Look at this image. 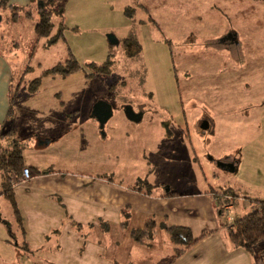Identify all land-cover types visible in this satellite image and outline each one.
Wrapping results in <instances>:
<instances>
[{
  "label": "rangeland",
  "instance_id": "1",
  "mask_svg": "<svg viewBox=\"0 0 264 264\" xmlns=\"http://www.w3.org/2000/svg\"><path fill=\"white\" fill-rule=\"evenodd\" d=\"M187 1L199 5L209 2ZM224 1L231 7L230 22L241 29L242 39L237 45L233 39L222 43L217 38L212 40L211 36L226 27L227 20L214 13L210 18L205 16L210 10L204 6L201 16H191L185 0H61L63 14L52 15L51 35L63 28V37L49 46L46 39L38 40L33 31L38 0H8L7 6L0 8V56L12 70L10 119L19 111L18 101L31 95V82L25 79L39 78L33 96L35 104L46 110L54 105L60 110L36 115L52 116L59 111L66 114L71 129L63 146L66 145V151L78 148L79 155L85 157V161L78 160L76 164L73 158L66 160L65 172L92 175L113 169L117 172L115 179L124 182L140 173L154 186V194L167 189L186 196L211 192L221 198L220 207L224 196L230 197L231 203L264 200V103L249 109L239 107L237 113L227 117L213 115L215 130L202 133V119L211 120L208 107L184 105L180 99L185 71H201L203 76L215 67L221 68L217 71H229L221 74L228 78H236L240 69L247 81L254 82L257 77L260 86L252 92L264 97V5L251 2L248 8L245 0ZM11 4L34 11L32 18L19 15L12 20L13 11L8 8ZM192 29L195 37L183 39ZM108 35H113L118 44L111 45ZM183 48L192 53L187 62L194 64L182 66ZM69 54L81 67L78 73L68 77L43 76V72L65 63ZM108 60L111 65L107 75H97L90 67L101 66ZM245 85L250 90V84ZM4 91V87L0 89V101ZM98 101L109 103L113 109L112 118L104 126V136L91 117L92 107ZM122 105L141 112L143 124L128 122ZM87 123L93 124L95 140L89 134L83 135ZM7 125L3 124L0 133L9 130ZM39 129V123L33 124L34 131ZM8 142L0 140V150L8 147ZM222 162L231 164L234 170L220 167ZM129 167L133 169L128 170ZM0 208V256H5L4 240L14 244L20 234L15 228L12 234L5 229V224L16 226L9 201L1 200ZM254 208H246V214ZM95 236L104 248L105 259L113 255L124 258L120 254L124 247L115 248L116 234L106 233L103 240L100 234ZM17 255L14 258L24 264L32 259L21 250Z\"/></svg>",
  "mask_w": 264,
  "mask_h": 264
},
{
  "label": "crops",
  "instance_id": "2",
  "mask_svg": "<svg viewBox=\"0 0 264 264\" xmlns=\"http://www.w3.org/2000/svg\"><path fill=\"white\" fill-rule=\"evenodd\" d=\"M245 1H248V8L251 2L264 5L262 0ZM185 2L187 12L191 16L195 13L201 16L204 6L210 10L205 12V16L210 18L214 13L227 20L226 27L219 34L211 36L212 40L234 35L237 45L242 39L241 29L234 26L228 18L231 7L224 0H209L206 5L189 3L187 0ZM11 22L15 24L14 21ZM190 32L182 36L183 39L194 38V29ZM190 54L192 53L189 49H182V66L194 64L187 62ZM0 57V89H5L0 101V130H3V124L8 123L7 128L12 131L13 137L22 147L26 166L32 173L30 181L12 184V194L21 226L13 218L16 226L5 224V229L7 233L12 234L15 228V232L20 235L15 237L14 244L4 240L6 252L5 256H0V264H24L22 260L14 258L18 256L19 250L27 256H32V259L26 260L29 263L25 264H264V242L258 245V251L253 249L252 252L235 248L230 243L225 217L211 192L186 196L168 189L165 193L154 194V186L145 177L142 178L140 173L124 182L115 179L117 172L113 169L92 175L65 172L63 164L66 160L73 158L76 164L78 160L85 159L79 155L78 148L75 151H66V145L63 146V140L71 129L67 124L69 117L60 111V114L52 116L36 115L60 109L54 105L48 110L39 108L34 101L33 96L37 93L35 92L21 102L18 101L16 108L19 111L13 119L6 120L9 108L6 98L12 86V70L9 62L3 56ZM213 59L215 65L216 58ZM62 64L64 63L58 65ZM214 69L216 70L204 74L205 76L201 75V71H185L183 84L180 85V99L184 105L197 104L208 107V112L212 114L208 113L212 130L216 127L213 115L219 118L227 117L237 113L238 110H235L239 107L249 109L260 107L259 105L264 103L263 96L252 92L254 87L260 86L257 77L254 82L247 81L248 77L244 78V75H241L243 69H240V75L228 78L225 74L229 71H217L220 67ZM222 73L225 74L221 75ZM29 78L31 77L28 76L25 80L32 82ZM244 83L250 84V90ZM126 107L131 108L134 116L130 115L134 122L127 121L141 126L144 116L141 114L135 117L132 107ZM36 123H39L40 129L34 131L33 124ZM86 125L83 135L89 134L95 140L93 124ZM104 144L101 143V146ZM130 169L133 168L129 167L128 170ZM143 181L148 183L150 191L143 186ZM2 182L3 175L0 171V201L6 199ZM135 185L137 189H134ZM169 192L175 195L168 196ZM249 207L251 206L248 201H235L232 208L233 217L244 216ZM150 221L155 223L152 238L143 242L134 240L131 233L142 229ZM168 227L185 228L193 239H198L202 233L206 235L180 256L175 257L174 245L165 229ZM106 233L118 236V242L114 245L117 249L124 247L120 249L123 251L120 253L123 259L119 255H113L111 259L103 257L104 248L100 246L99 238L95 235L100 234L103 240Z\"/></svg>",
  "mask_w": 264,
  "mask_h": 264
},
{
  "label": "trees",
  "instance_id": "3",
  "mask_svg": "<svg viewBox=\"0 0 264 264\" xmlns=\"http://www.w3.org/2000/svg\"><path fill=\"white\" fill-rule=\"evenodd\" d=\"M264 1V0H262ZM39 8L35 13L38 15L37 22L34 25V34L38 40L46 39L49 46L62 40L63 28L58 29L51 35L53 25L51 23V17L54 13H58L62 16L63 9L61 6V0H38ZM8 4V0H0V8H5ZM57 4V9H53ZM8 8L13 11V19L23 15V17L32 18L34 11H28L22 9L16 5H9ZM25 10V12L23 11ZM127 11V10H126ZM24 12V13H23ZM138 50V48H136ZM110 61H106L101 66L90 64L95 74L107 75L110 73ZM81 70L78 62L69 54L68 59L62 65H57L54 68L47 70L44 75H56L59 77H68ZM39 85V79H35L31 82L28 93L33 94L37 91ZM11 89V86H10ZM9 108L6 115V120L10 119L11 114V97L9 90ZM203 133V131H201ZM7 138V139H6ZM8 140V147L0 150V171L3 175L2 189L3 195L9 201L12 214L16 219V222L21 226V219L16 207V203L12 194L13 179L20 175L23 168L26 166V161L22 154V147L13 139V133L10 130L0 134V140ZM143 186L150 191V186L146 181L142 182ZM137 185L134 186V189ZM168 196L175 195L173 192H169ZM216 199V197H215ZM250 206H255L254 210L241 217H235L232 226L228 229V239L235 248H241L248 252H252L253 249L260 243L264 242V200L253 199L250 200ZM155 223L153 221L147 222L142 229L133 231L131 237L137 242H143L152 238ZM173 245L175 257L180 256L190 246L202 239L206 233H202L198 239H193L188 230L182 227H168L165 228ZM184 245L182 248L181 246Z\"/></svg>",
  "mask_w": 264,
  "mask_h": 264
},
{
  "label": "water",
  "instance_id": "4",
  "mask_svg": "<svg viewBox=\"0 0 264 264\" xmlns=\"http://www.w3.org/2000/svg\"><path fill=\"white\" fill-rule=\"evenodd\" d=\"M0 22H1V16H0ZM107 38H108V42L111 45H117L118 44L117 39L113 35H108ZM125 108L129 113L132 114L130 107H125ZM128 112L124 111V115L130 121H134V119L132 117H130V115H128ZM112 116H113V109L109 103H107L105 101H98L93 105L92 110H91V117L97 122L98 129H99L102 136H104V133H103L104 126L112 118ZM209 125L210 124L208 122H205L204 124H202L200 126V129L202 131H207ZM219 166L220 167H228V168H230L231 171L234 170V167L231 164L227 165L224 162L219 163ZM166 191H168V189Z\"/></svg>",
  "mask_w": 264,
  "mask_h": 264
},
{
  "label": "built area",
  "instance_id": "5",
  "mask_svg": "<svg viewBox=\"0 0 264 264\" xmlns=\"http://www.w3.org/2000/svg\"><path fill=\"white\" fill-rule=\"evenodd\" d=\"M31 179H32V173L30 172L29 168L25 167L22 169L20 175L13 179V184L25 183V182L30 181ZM215 200L218 201L219 203L221 198H216ZM223 200L224 201L222 202L221 212L223 216L225 217L226 226L230 228L234 221V217L231 214L232 212L231 210L233 208L234 203H231L230 197H227V196H224Z\"/></svg>",
  "mask_w": 264,
  "mask_h": 264
},
{
  "label": "flooded vegetation",
  "instance_id": "6",
  "mask_svg": "<svg viewBox=\"0 0 264 264\" xmlns=\"http://www.w3.org/2000/svg\"><path fill=\"white\" fill-rule=\"evenodd\" d=\"M232 37H233V36H232ZM232 37H231V35H228V36H226V37L220 39L219 42L222 43L223 41L233 39L232 42L236 43V42H235V37H233V38H232ZM125 107H126V105H122V111H123V113H124V111H125V112H128V111L126 110ZM132 110L134 111L133 107H132ZM134 113L136 114L135 117H139V116L141 115V112H139V113L134 112ZM128 115H132V114L128 112ZM132 116H133V115H132ZM133 117H134V116H133ZM205 122H208V123L210 124L209 127H208V130H207V131H208V132H211V131H212V124H211V121H210L209 119H206V118L202 119L200 126H201L202 124H204ZM199 129H200V127H199ZM200 131H202V130L200 129ZM203 132H206V131H203Z\"/></svg>",
  "mask_w": 264,
  "mask_h": 264
}]
</instances>
